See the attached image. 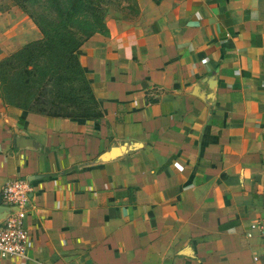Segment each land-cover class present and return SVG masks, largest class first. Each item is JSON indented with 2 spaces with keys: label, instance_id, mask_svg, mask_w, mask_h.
<instances>
[{
  "label": "crops",
  "instance_id": "crops-1",
  "mask_svg": "<svg viewBox=\"0 0 264 264\" xmlns=\"http://www.w3.org/2000/svg\"><path fill=\"white\" fill-rule=\"evenodd\" d=\"M134 3L76 51L99 118L0 98V192L34 205L0 264H264V0ZM39 38L0 0V59Z\"/></svg>",
  "mask_w": 264,
  "mask_h": 264
},
{
  "label": "trees",
  "instance_id": "trees-1",
  "mask_svg": "<svg viewBox=\"0 0 264 264\" xmlns=\"http://www.w3.org/2000/svg\"><path fill=\"white\" fill-rule=\"evenodd\" d=\"M10 1L32 21L40 38L0 59L2 101L49 118H99L76 51L94 34H106L108 10L131 5V0Z\"/></svg>",
  "mask_w": 264,
  "mask_h": 264
},
{
  "label": "built area",
  "instance_id": "built-area-1",
  "mask_svg": "<svg viewBox=\"0 0 264 264\" xmlns=\"http://www.w3.org/2000/svg\"><path fill=\"white\" fill-rule=\"evenodd\" d=\"M31 189L25 179L8 181L0 192L1 205L7 212L0 219V259L21 262L26 259L29 229L27 217L33 211ZM258 239L264 243V222L253 226Z\"/></svg>",
  "mask_w": 264,
  "mask_h": 264
},
{
  "label": "rangeland",
  "instance_id": "rangeland-1",
  "mask_svg": "<svg viewBox=\"0 0 264 264\" xmlns=\"http://www.w3.org/2000/svg\"><path fill=\"white\" fill-rule=\"evenodd\" d=\"M129 4L131 5H128V4L126 5V4L121 3L120 9H118V11H121L122 14H126V15L133 14L135 3L132 2L131 0Z\"/></svg>",
  "mask_w": 264,
  "mask_h": 264
},
{
  "label": "water",
  "instance_id": "water-1",
  "mask_svg": "<svg viewBox=\"0 0 264 264\" xmlns=\"http://www.w3.org/2000/svg\"><path fill=\"white\" fill-rule=\"evenodd\" d=\"M0 210H1V212L3 211V212H4V214H5V213L7 212V210H8V209H7V208H5V207H1V208H0Z\"/></svg>",
  "mask_w": 264,
  "mask_h": 264
}]
</instances>
